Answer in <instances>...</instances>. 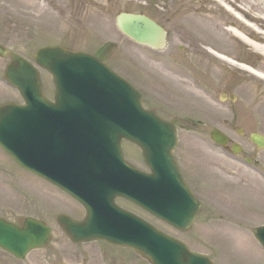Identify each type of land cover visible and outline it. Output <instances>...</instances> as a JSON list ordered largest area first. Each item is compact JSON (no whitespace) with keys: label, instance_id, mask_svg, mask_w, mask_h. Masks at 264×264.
I'll return each instance as SVG.
<instances>
[{"label":"rangeland","instance_id":"rangeland-1","mask_svg":"<svg viewBox=\"0 0 264 264\" xmlns=\"http://www.w3.org/2000/svg\"><path fill=\"white\" fill-rule=\"evenodd\" d=\"M225 2L237 12L247 14V22L256 25L264 35V23L259 20L264 14V3L258 0ZM122 12H142L164 25L172 31L169 46L159 52L131 42L120 33L116 25V16ZM231 26L255 42L260 40V34L246 30L242 25H235L232 16L215 0H0V43L7 49L31 62L35 53L47 45L101 56L134 81L145 94V107L154 109L166 119L174 120L179 126V137L182 140L179 154L192 167L190 174L195 178L194 181L197 182V178L204 175L198 167L196 169V156L209 155V167L200 162V168L219 186L223 184L227 187L202 186L199 187L201 195L209 191L215 201L225 200L222 204L230 211L223 215H231L233 211L235 213L232 214L241 217L238 221L244 224L237 231L236 227L228 224L232 221L220 222L218 215L224 208L217 205V212L213 213L216 217L207 221L205 215L209 211L205 210L193 227L195 229L185 234L177 233L178 237L189 244L193 251L210 254L216 264H248L249 260L245 257L253 255L262 259L258 255L261 254L260 246L256 245L248 226L260 224L263 220L264 180L237 158H229L215 149L213 144H206L208 155L201 147L197 151L190 148L198 139L209 141L213 127H223L222 120L235 119L234 129L242 128L244 133L239 136L235 134V139L247 148L249 155L253 154L264 162V150L258 151L248 137L255 132L264 135V81L248 73L246 79H241L242 76L235 74L237 68L234 66L226 69L235 74L226 76L239 85L235 91L238 100L222 107L218 87L214 88L211 100L206 91L197 87L189 74L193 70H189L188 64L184 62H196L194 59H198L192 55L188 58V53H181L179 49L185 45L189 51L203 52L205 49L202 46L210 47L264 73V58L228 32L227 28ZM178 34H190L191 37L185 42ZM10 61V58H0V105L22 101L19 93L4 79ZM218 66L211 70L214 82L224 76L223 68ZM41 77L47 96L53 99L51 76L41 71ZM182 97H193L201 101L203 107L195 120L202 117L200 114H205V123L195 126L192 123L197 121L193 118L184 123L179 112L175 111ZM138 156L140 158L137 150H133L130 160L144 167L142 158L140 160ZM16 194L23 196V213L7 206V203L4 205L5 200L15 199ZM66 201L51 187L20 170L0 150V216L10 217L13 221H19L21 215L37 216L46 220L53 231L50 243L44 249L30 254L25 261H18L0 250V264H149L131 251L113 248L105 243L73 245L56 221L62 210L69 212L73 209L72 203ZM45 208L53 210L46 211ZM233 251V254H242L244 257H227Z\"/></svg>","mask_w":264,"mask_h":264},{"label":"water","instance_id":"water-1","mask_svg":"<svg viewBox=\"0 0 264 264\" xmlns=\"http://www.w3.org/2000/svg\"><path fill=\"white\" fill-rule=\"evenodd\" d=\"M117 26L138 44L157 50L166 46L164 29L146 16L120 14ZM7 56L12 63L6 77L26 104L0 107V147L23 168L65 189L85 205L86 222L59 219L64 232L75 243L105 240L130 247L151 264H213L114 207V196L108 198L109 193L120 192L128 198V189L112 186L105 191L103 185H82L90 182L88 169L103 170L116 164L127 168L119 153L120 139H128L141 147L155 173L153 191L158 192L164 168H169L168 178L176 170L172 156L177 144L174 127L154 112L145 111L140 94L92 56L59 47L38 51L36 63L54 78L56 103L45 98L38 70L0 45V57ZM213 138L219 141L221 136L213 134ZM251 141L264 148L263 137L252 135ZM136 178L142 186L136 190L141 193L144 176L138 174ZM81 191L90 204L77 195ZM197 212L198 208L189 221H183L184 215L179 214L170 223L185 231ZM261 235L257 237L264 246ZM49 238L50 229L43 223L28 220L20 229L0 220V248L18 259L44 247Z\"/></svg>","mask_w":264,"mask_h":264},{"label":"flooded vegetation","instance_id":"flooded-vegetation-1","mask_svg":"<svg viewBox=\"0 0 264 264\" xmlns=\"http://www.w3.org/2000/svg\"><path fill=\"white\" fill-rule=\"evenodd\" d=\"M169 36L171 37V34L168 33ZM169 37V38H170ZM178 37H180V39H182L183 41L187 42L188 39L191 37L190 34H178ZM181 50V53H185L187 52V57L189 55H192L193 58L196 57L198 60L194 59L196 62H184L186 64H188V68L189 70H193V71H189V74L192 75V77L194 78V81L196 82V85L201 88L202 90L206 91L208 96L211 97V100L212 99V92H215V89L216 87H218V96H221L223 94H225V96L228 98V96L232 95L235 93L236 89L239 87V85L236 84V82H232L230 80L229 77L227 76H234L235 74L237 75H240L242 76L241 79H246L244 74L243 73H235L234 75L232 74V72H229L227 71L226 69H229L228 67L224 66V65H219L218 67L219 68H223L222 69V72L224 73V76L219 79V81L217 82H214L213 81V78H212V69H214L215 66H217L218 63H220V61L218 60H215V58L211 57L210 55H207L205 52H197V51H189L190 49H180ZM182 58V57H180ZM189 58V57H188ZM182 59H186L185 57H183ZM227 75V76H226ZM217 89V88H216ZM182 102V106L187 109V110H193L195 109V112L197 111V109L199 108H202L203 105L201 104L200 101L196 100L195 98L193 97H185L183 99L180 100ZM222 107H225V105L229 104L228 101H225V102H222L221 103ZM231 104V103H230ZM202 115L203 119L201 120L202 117H199L198 119L195 120V118H197V116H194L192 120L194 121H197V123H192L193 125L197 126V125H202L203 124V120L205 118V114H200ZM223 124V128L221 129V131L226 134L230 139V144L229 146H227L228 149L231 148V145L233 143H240L239 140L237 139H234L235 138V134L238 135V132L237 130L234 129L233 127V124L236 122L235 119H224L222 120ZM213 144V147L216 149H220L219 151H221L222 153H226L227 151L226 150H223L219 147H217L213 142H210V141H207V140H203V139H198V142H194L193 145H191V150H193L194 148L197 150H200V147L206 152L205 150V147L208 148L206 146V144L210 145V144ZM181 150V148H180ZM228 153V152H227ZM208 155V153H207ZM253 155V154H252ZM201 156L202 158V163L209 166L208 164H211L209 159H208V156H204L203 155H199ZM197 157V156H196ZM251 158H255L253 156H250ZM248 158V157H247ZM177 159L178 161L180 162V165L183 169V173H184V176H185V179L187 181V183L189 184L190 188L192 189L194 195L198 198V199H201L205 205L206 203V198L208 200H213L214 198H212L210 196V193L209 191H205L204 192V196H200V188L199 187H210L212 186L213 188H216L217 186L219 187L220 184H218L217 182H215V180H212L209 178V176L202 170L200 169L198 166H197V162H196V158H195V164H196V169L197 167L202 171V175L201 177H198L197 178V182L194 181V177L191 176L192 174V167L191 166H188L183 158L180 156V154H178L177 152ZM249 159V158H248ZM247 160V159H246ZM252 161V165H255L256 168L254 170L255 174L257 172V169L259 170V177L264 180V162L263 161H258V160H254V159H249ZM191 172H190V171ZM191 173V174H190ZM21 196H19L18 194H16V197L15 199H11V204L12 206H15L17 204V206H19L21 209L23 207V201L21 200L20 198ZM206 197V198H204ZM210 207H207L206 209H208ZM130 211H132L133 213L141 216L143 219L147 220V221H151L152 220V217L149 213H146V212H143L142 210L136 208L135 206L133 205H130ZM206 209H203L202 213L206 210ZM208 213L207 215H205L207 221H210L211 218H213V216H215L213 213H214V210H213V207H211L210 209H208ZM3 218L7 219V220H11L10 217H7V216H2ZM21 218V216L19 217ZM220 218H227V216H223V215H220ZM230 219H234L235 216H231L229 217ZM12 221V220H11ZM165 229H167L166 226H164Z\"/></svg>","mask_w":264,"mask_h":264},{"label":"bare ground","instance_id":"bare-ground-1","mask_svg":"<svg viewBox=\"0 0 264 264\" xmlns=\"http://www.w3.org/2000/svg\"><path fill=\"white\" fill-rule=\"evenodd\" d=\"M215 1L218 2L222 7H224L226 9V11L228 12V14L230 16H232V20H233V23L235 25H239V26L242 25L246 28V30H252L255 33H259L261 35V37H260V40H258V42H255V41L251 40L250 38H248L247 34L242 33L238 28H235L233 26L227 28V31L230 32L234 37H236L240 41H242L244 44L251 47L254 51H256L260 54H264V35H263V32L260 31V29L257 28V26L252 25L249 22H247V18H246L247 14H245L244 12H236L233 8L229 7L226 4L225 0H215ZM258 1H260L261 3H264V0H258ZM234 65H236V64H234ZM239 67H241L242 69H244L246 71H249L251 74L255 75L256 77L264 80V73L263 72H257L254 69H252L246 65L239 66Z\"/></svg>","mask_w":264,"mask_h":264}]
</instances>
